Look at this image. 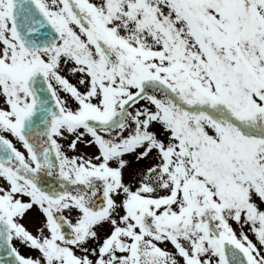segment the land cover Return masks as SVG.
Returning <instances> with one entry per match:
<instances>
[{
  "label": "snow or ice",
  "instance_id": "6c2138e0",
  "mask_svg": "<svg viewBox=\"0 0 264 264\" xmlns=\"http://www.w3.org/2000/svg\"><path fill=\"white\" fill-rule=\"evenodd\" d=\"M0 264H264V0H0Z\"/></svg>",
  "mask_w": 264,
  "mask_h": 264
}]
</instances>
